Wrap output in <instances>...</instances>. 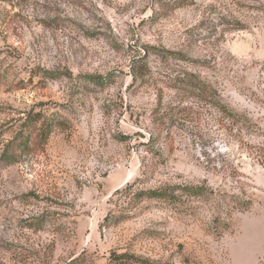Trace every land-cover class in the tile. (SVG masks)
Returning <instances> with one entry per match:
<instances>
[{
  "label": "rangeland",
  "instance_id": "obj_1",
  "mask_svg": "<svg viewBox=\"0 0 264 264\" xmlns=\"http://www.w3.org/2000/svg\"><path fill=\"white\" fill-rule=\"evenodd\" d=\"M123 259L264 264V0H0V264Z\"/></svg>",
  "mask_w": 264,
  "mask_h": 264
},
{
  "label": "trees",
  "instance_id": "obj_2",
  "mask_svg": "<svg viewBox=\"0 0 264 264\" xmlns=\"http://www.w3.org/2000/svg\"><path fill=\"white\" fill-rule=\"evenodd\" d=\"M148 71V69H145V66H139L137 70V73H143L142 71ZM141 75V74H140ZM52 79V76H50ZM88 80L94 83L95 85H98L100 87H104L106 82L105 79L102 76H95V75H89ZM184 85L191 87L195 92H197L198 97H200L201 102H203L205 105L213 108L215 111H217L222 118L233 120V122L238 123V118H241V116L235 112H233L231 109H229L222 100L217 97V92L209 85L196 80V81H184ZM39 119L35 120V122H38ZM20 135L22 136L21 139L19 138ZM19 137L15 138L14 140L18 142V146L22 147L24 149H30L31 145L33 144L34 138H33V131L27 130V132L20 134ZM45 135V136H44ZM42 135V140L38 137L35 139V143L38 142V144H44L45 140L48 136V134ZM44 138V139H43ZM11 144V143H10ZM3 160H6V157L3 158ZM189 193L191 196L200 197L202 196L201 190L198 189H191L189 190ZM143 197H148L152 199H162L166 198L168 195L166 193H163L159 190H150L148 192H144L141 194ZM123 262H120L119 264H131L128 261L124 262V259L121 260Z\"/></svg>",
  "mask_w": 264,
  "mask_h": 264
}]
</instances>
